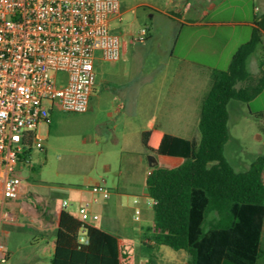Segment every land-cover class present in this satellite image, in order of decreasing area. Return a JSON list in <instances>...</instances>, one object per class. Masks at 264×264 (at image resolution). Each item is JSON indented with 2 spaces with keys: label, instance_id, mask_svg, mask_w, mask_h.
Segmentation results:
<instances>
[{
  "label": "rangeland",
  "instance_id": "obj_1",
  "mask_svg": "<svg viewBox=\"0 0 264 264\" xmlns=\"http://www.w3.org/2000/svg\"><path fill=\"white\" fill-rule=\"evenodd\" d=\"M119 2L121 14L111 18L110 30L120 36L126 50L117 61L97 55L87 111H65L58 99L44 102L49 120L36 127L30 152L17 169L28 189L23 201L43 216L64 203L81 218L79 207L85 206L98 216L89 217L90 223L121 239L130 263L191 264L186 250L147 241L154 210L141 187L152 152L142 144L141 132L152 128L161 116L174 89L172 79L182 73L183 83L176 86L182 85L195 100L187 106L183 122L173 124L169 131L200 136L197 123L212 72L226 69L236 48L250 38L253 26L248 22L262 16L264 0ZM262 59L264 48L259 47L248 57V69L256 74ZM54 76L58 86L67 82L65 71L58 70ZM125 91L137 97L133 114L120 107L119 93ZM228 110L224 153L236 170L243 171L264 154V90L249 103L231 100ZM158 160L160 165L176 166L183 158L158 154ZM97 183L108 189V197L93 191ZM13 216L0 223V242L10 251L0 264H51L53 234L39 230L30 213L19 210ZM214 217V212L208 215L205 228ZM3 229L9 230L7 236Z\"/></svg>",
  "mask_w": 264,
  "mask_h": 264
},
{
  "label": "trees",
  "instance_id": "obj_2",
  "mask_svg": "<svg viewBox=\"0 0 264 264\" xmlns=\"http://www.w3.org/2000/svg\"><path fill=\"white\" fill-rule=\"evenodd\" d=\"M254 24L250 38L236 48L228 67L212 72L200 108L199 137L155 128L141 132V142L150 152L183 158L176 166H153L146 176L154 210L149 239L156 245L186 250L192 264H264V154L239 171L224 153L230 101L249 103L264 89V60L256 74L247 67L248 57L264 48V13ZM35 138L34 131L27 133L20 161L26 160ZM211 212L215 217L205 228ZM82 226L86 244L78 241ZM51 264L136 263L129 262L116 235L81 222L63 207Z\"/></svg>",
  "mask_w": 264,
  "mask_h": 264
},
{
  "label": "built area",
  "instance_id": "obj_3",
  "mask_svg": "<svg viewBox=\"0 0 264 264\" xmlns=\"http://www.w3.org/2000/svg\"><path fill=\"white\" fill-rule=\"evenodd\" d=\"M120 14L119 0H0V219L2 204L21 194L17 169L27 133L49 120L44 102L58 99L65 111H87L97 55L121 58L123 42L110 30L111 18ZM58 70L68 75L62 86L55 80ZM92 189L109 196L99 183ZM79 214L83 223L98 218L85 206ZM78 241L88 242L84 226ZM7 257L0 242V261Z\"/></svg>",
  "mask_w": 264,
  "mask_h": 264
},
{
  "label": "crops",
  "instance_id": "obj_4",
  "mask_svg": "<svg viewBox=\"0 0 264 264\" xmlns=\"http://www.w3.org/2000/svg\"><path fill=\"white\" fill-rule=\"evenodd\" d=\"M248 23L251 24V26L255 25L254 22H248ZM125 50L126 49L123 45V52ZM184 77L185 76H183L182 73H178L173 77L172 82H173V84H175L174 89L172 88L169 91V96L166 98V103H165L164 108L162 110L163 114L161 113V116L155 120L154 126L152 128L175 134L173 132H170L169 129L174 127L173 124L182 123L183 118L187 117V112H188L187 106L190 105V103L194 99V96H189L186 93V91L184 90V87L182 85L176 86L177 82L183 83L182 80ZM119 94H120L119 95L120 98L122 99L120 107L125 109L128 114L135 113V109L138 107L137 97L133 93H129L128 91L121 92ZM176 105H179L177 107V109H173V107H175ZM89 107H90V102H89ZM235 107L238 108L239 105H236ZM259 111H261V110H259ZM184 113H186V114H184ZM183 115H186V116L184 117ZM263 129H264V126H263ZM176 135H178V134H176ZM180 136H182V135H180ZM184 137H186V136H184ZM188 138H190V137H188ZM151 154L152 155L150 157H151V161L153 162V165H149V168H148L146 174L149 173L151 167L156 166V165H160L159 160H158V153L152 152ZM141 189L144 192V194L147 195V190H146L145 184L142 185ZM27 192H28V189L26 188V186L24 184H22L20 196L17 199H7L2 204L3 205V214H2V217L0 219V223H1V220H7V219L13 220V219H15V217L13 216L15 211L20 210L23 212L30 213L35 218V221L37 223L36 227L39 230H41L43 232L48 231V232L53 234V238L51 239V247L54 250L55 235H56V230L58 227V218H59V213H60L61 209L63 208V206H62L63 204L61 206L48 209L49 213L47 214V216H43L42 215L43 213H39L37 211V209L35 207H33V205H31L30 203H27L26 201H23V196ZM37 198H38V200H41V197L39 195H37ZM20 201H21V203H20ZM6 208L8 210H6ZM77 218L80 220V217H77ZM86 222L88 224H92L88 220ZM99 228L103 229L102 227H99ZM3 233L5 234V236H7L9 234V230L3 229ZM117 238H118L119 242L122 244L121 239L118 236H117ZM148 240H150V239H147V241ZM261 243H262V253H263V257H264V225H263V230H262V235H261ZM9 253H10V251L8 252V254Z\"/></svg>",
  "mask_w": 264,
  "mask_h": 264
},
{
  "label": "water",
  "instance_id": "obj_5",
  "mask_svg": "<svg viewBox=\"0 0 264 264\" xmlns=\"http://www.w3.org/2000/svg\"><path fill=\"white\" fill-rule=\"evenodd\" d=\"M151 156V155H150ZM148 157V159H149V165H153V162L151 161V157ZM192 264V263H191Z\"/></svg>",
  "mask_w": 264,
  "mask_h": 264
}]
</instances>
